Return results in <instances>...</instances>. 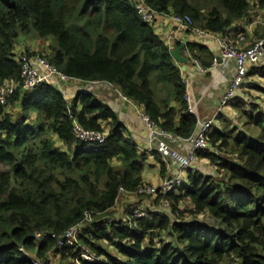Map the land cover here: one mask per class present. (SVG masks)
Here are the masks:
<instances>
[{
    "label": "trees",
    "instance_id": "trees-1",
    "mask_svg": "<svg viewBox=\"0 0 264 264\" xmlns=\"http://www.w3.org/2000/svg\"><path fill=\"white\" fill-rule=\"evenodd\" d=\"M146 2L159 15L187 14L196 26L233 37L249 35L230 31L235 23L250 22L251 13L264 11V0ZM252 36L262 38L264 31ZM21 37L47 40L44 51L27 53L46 56L69 77L116 86L166 130L183 137L196 130L198 118L188 112L187 86L171 47L154 23L141 19L133 0H0V86L20 79ZM187 47L205 68L211 66L214 55L206 46L189 42ZM250 72L264 79V66ZM249 86L264 93L258 81ZM236 97L239 118L253 132L224 124L215 128L211 148L199 158L210 161L221 178L190 169L170 195L173 211L189 201L193 218L153 210L135 220L137 225L115 220L84 230L81 243L103 256L93 264H264V110L257 101L261 97L256 102L240 92ZM76 123L108 131L106 142L81 141L74 134ZM122 129L118 114L91 93L68 102L51 83L19 89L0 104V264H33L21 247L44 264L55 253L71 263L77 249L59 248L52 238L38 242L35 232L61 236L87 211L110 213L121 188L137 193L145 185L147 157ZM155 158L166 178L165 163ZM202 214L221 226L206 223Z\"/></svg>",
    "mask_w": 264,
    "mask_h": 264
},
{
    "label": "built area",
    "instance_id": "built-area-1",
    "mask_svg": "<svg viewBox=\"0 0 264 264\" xmlns=\"http://www.w3.org/2000/svg\"><path fill=\"white\" fill-rule=\"evenodd\" d=\"M135 8L141 19L145 22H156L157 11L151 7L146 0H133ZM171 18L179 27L187 29L193 35L201 40L215 39L220 46V52L213 57V66L223 65L228 71L229 85L225 94L220 101L219 112L210 119L198 120L196 130L188 137H183L173 131L166 130L161 124L152 118L147 111L138 104L134 106L138 109L139 115L144 122L148 131V146L140 153L151 157H160L168 168L175 166L176 170L169 178H163L159 185L145 186L138 189L135 194L151 195L153 198H160L161 206L159 211H170L172 201L170 195L177 192L178 188L185 183L188 172L194 169L199 161V153L211 148L209 134L215 128V122L222 108L226 107L230 101L234 100L240 90L248 83L251 77L252 68H262L264 66V37L254 38L251 33H237L231 36L225 33H214L195 25L190 15L173 14ZM257 23V22H254ZM258 24V23H257ZM259 24L264 27V18L259 19ZM187 57L195 63L200 64L187 48H185ZM181 56V55H180ZM182 57V56H181ZM21 62L20 79H10L0 86V104H6L7 100L19 89L30 91L44 83H51L57 89L62 84L78 83L84 80L72 78L61 72L49 59L41 54L31 55L22 52L19 55ZM178 62H186L187 59L181 58ZM205 70H210L203 67ZM185 81V80H184ZM97 84L102 81H88ZM60 90V89H58ZM121 97L130 101L126 96L120 94ZM188 102V112L194 114V110L190 105V95L186 94ZM74 134L78 139L89 144H104L108 138V131L85 129L80 124L74 126ZM126 192L120 189V195ZM149 212L145 209H135L130 213L126 220H117L125 227L137 225L135 220L148 217ZM203 216V214L201 215ZM115 220L109 218V214L101 215L92 211H87L84 218L77 224L71 226L61 236L53 232L43 231L35 232L34 238L38 242H42L46 238H52L56 241L59 248L74 247L79 251V255L73 260V264H82L83 261L88 263H100L103 256L97 255L90 248L81 243L79 236L84 230L93 229L95 226H109ZM20 250L30 259L33 264H44V261L36 258V256L23 247Z\"/></svg>",
    "mask_w": 264,
    "mask_h": 264
},
{
    "label": "crops",
    "instance_id": "crops-1",
    "mask_svg": "<svg viewBox=\"0 0 264 264\" xmlns=\"http://www.w3.org/2000/svg\"><path fill=\"white\" fill-rule=\"evenodd\" d=\"M254 1L253 3H257L259 0ZM261 18H264V11L257 9L253 13H251L252 21L250 20V22H248L246 19H243L235 23L232 28H230V31H249V33L253 34L255 31L259 30V28L263 26L259 24V19ZM254 22H257L258 24ZM155 29L156 33L160 35L170 45L171 50H174L176 48L175 46H180L181 44H184L183 48L180 50V53L182 58L187 59V61L180 63L174 60V62L181 69L183 79L185 80L187 86V94L190 95L191 98L190 105L193 108L194 114L197 116L198 120L200 121L210 119L216 116L219 112L218 109L220 107V101L223 95L225 94L226 88L229 85L228 71L225 67H223V65L213 66L212 62L211 66L208 67V69H211L205 70L203 68L205 66L201 63V61L198 60L200 64H197L192 59L187 57L185 48H187V44L189 42L199 43L202 46H206L209 49L210 53L215 56L220 52L219 43L215 39L201 40L187 29L179 27V25L173 22L170 16L166 15L157 16L155 22ZM261 30L262 32L264 31L263 29ZM27 38L28 37H21L19 39L16 47L17 55H20L22 52L25 51L27 52L28 49L38 53L42 51L39 50V47H45L44 49H47L48 47L49 42L47 40L40 39L35 40L36 42H31ZM28 41L31 42V45H36V47L29 46ZM177 42H180L181 44L178 45ZM218 73H224V79L222 80V83L216 78V75ZM58 89H60L59 91H61L65 95L68 102H71L79 94L91 93L99 102H102L103 104L107 105L118 114L120 122L124 125V131L126 132V134L129 135V138H131L137 144L139 151L148 146V131L139 115L138 109L134 106V104L137 103L131 100H124L120 95L122 94V92L116 86H113L103 81L98 82L97 84L89 83L88 81H83L78 83H65L58 87ZM259 103L260 107H263L262 109H264V102ZM139 106L143 107L142 105ZM229 107L231 106H228L227 108L224 107L226 109L222 108L219 114H223L224 112L228 111ZM34 120L35 115L32 114L30 116V121ZM103 123L105 125H108L109 122L104 121ZM52 137L56 139V136ZM146 157L147 160L145 162V172L143 176L145 186L151 183L153 185H159L161 181H163V177L161 176L159 169V161L156 160L155 157ZM200 160H206V158H202ZM175 170L176 167L174 165L168 168V173L170 174V176L174 174ZM122 195V201L119 202L118 199L116 205L111 209V211L116 210L117 213L120 214L122 210L128 209L131 206L137 204L147 205L145 200L134 196L135 194L123 193ZM55 258L60 259V255L56 253L52 256L50 255L49 263H51L52 260Z\"/></svg>",
    "mask_w": 264,
    "mask_h": 264
},
{
    "label": "rangeland",
    "instance_id": "rangeland-1",
    "mask_svg": "<svg viewBox=\"0 0 264 264\" xmlns=\"http://www.w3.org/2000/svg\"><path fill=\"white\" fill-rule=\"evenodd\" d=\"M254 1V0H253ZM255 2V1H254ZM263 29L264 30V27H260L259 28V32H261ZM27 39H29V41L31 42H36L35 40H40V39H35L34 37H28ZM28 41V45L29 46H34L36 47V45H31ZM27 43V41H26ZM45 47L43 48H40L39 47V50H42L44 51ZM28 51V50H27ZM29 51H31L29 49ZM41 51V52H42ZM216 78L218 80H220V82L222 83V80L224 79V73H218L216 75ZM252 78V79H251ZM251 79V80H250ZM258 81L260 84L264 85V79L260 76V75H255L253 77H250L248 79V83L240 90V93H242L246 98H248V101L249 102H256V100L261 97V100H257L258 102H264V93H259L257 92L256 90H253L251 89V87L249 86V83L251 81ZM263 95V96H261ZM230 104V105H229ZM226 108L228 106H231L229 107V110L224 112L223 114H219L218 115V119L216 120L215 122V128L216 129H221L223 127V124L224 125H229L228 127H237L239 130H243V131H247L248 133H251L253 132V129H249V127H246L243 125V121L240 120L239 118V113L236 109V106L233 104V101L231 100L230 103H229ZM224 108V109H226ZM260 110H264V109H260ZM257 112H260L259 110H257ZM222 113V112H221ZM218 126V127H217ZM124 133L126 134V132L124 131ZM128 137L129 135L126 134ZM194 169H199L205 173H209L213 176L218 175V172L216 170V167H214L210 161L208 160H200L198 161L197 165L195 166ZM170 174L168 173L166 175V178H169ZM220 177V176H219ZM221 178V177H220ZM153 184H148L147 186H152ZM158 185V184H156ZM131 194H135V193H131ZM148 194H145V195H138V194H135L134 196H137L138 198L140 199H143L146 201L147 205H142V204H137V205H134V206H131L130 208L128 209H124L120 212V214L117 213V211H111L109 214V218L112 219V220H126L128 218V216H130L129 214L132 213V211H134L135 209H145L147 212H150V211H153V210H157V209H160V206H161V202H158V197L156 198H153L151 195L149 196H146ZM123 199V195L121 194L120 195V198H119V202H121ZM193 209L192 207V204L189 202V201H182L179 203L178 205V208L173 211V203H172V208L170 209V211H167V212H170L172 213L173 215H175L177 218H179L180 220H190L191 218H193V214L190 213V210ZM180 211L184 212V213H180ZM165 212V211H163ZM200 219H204L206 221V223H210L212 224L214 227H219L221 226V222L218 220L216 222H214L213 218H210L209 216L207 215H203L201 216L200 215ZM105 244L103 245H106V242H104ZM110 251L113 252V253H116V250L113 248V247H110ZM54 255V254H51V256ZM50 264H67V263H64L61 258H55L52 260V262ZM68 264H73V261L71 263H68Z\"/></svg>",
    "mask_w": 264,
    "mask_h": 264
},
{
    "label": "water",
    "instance_id": "water-1",
    "mask_svg": "<svg viewBox=\"0 0 264 264\" xmlns=\"http://www.w3.org/2000/svg\"><path fill=\"white\" fill-rule=\"evenodd\" d=\"M184 44H181L180 46H176V48L174 50H171V55L173 56V58H176L178 60H181V53L180 50L183 48Z\"/></svg>",
    "mask_w": 264,
    "mask_h": 264
},
{
    "label": "bare ground",
    "instance_id": "bare-ground-1",
    "mask_svg": "<svg viewBox=\"0 0 264 264\" xmlns=\"http://www.w3.org/2000/svg\"><path fill=\"white\" fill-rule=\"evenodd\" d=\"M157 24H159V23H157ZM183 30H184V29H183ZM174 43H175V42H174ZM177 44H178V43H177ZM173 45H175V44H173ZM175 47H176V46H175ZM175 47H174V48H175ZM174 48H173V49H174ZM33 55H34V54H33ZM197 60H198V59H197ZM180 63H181V62H180ZM251 79H252V78H251ZM251 79H250V80H251ZM236 98H237V97H236ZM234 100H235V99H234ZM229 105H230V104H229ZM215 125H216V124H215ZM217 127H218V126H217ZM214 129H215V128H214ZM105 130H106V129H105ZM107 130H108V129H107ZM101 131H102V130H101ZM109 137H110V136H109ZM139 148H140V147H139ZM129 215H130V214H129Z\"/></svg>",
    "mask_w": 264,
    "mask_h": 264
}]
</instances>
